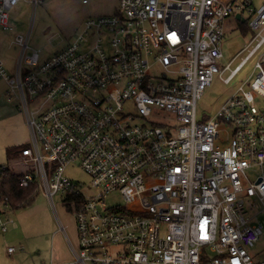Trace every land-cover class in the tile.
<instances>
[{
    "label": "built area",
    "instance_id": "built-area-1",
    "mask_svg": "<svg viewBox=\"0 0 264 264\" xmlns=\"http://www.w3.org/2000/svg\"><path fill=\"white\" fill-rule=\"evenodd\" d=\"M20 1L0 0V34ZM238 13L254 34L232 69L219 61ZM82 27L44 59L31 30L17 34L12 73L0 57L31 132L18 183H37L53 205L60 193L76 220L72 258L51 264H264L250 251L264 233V0H119ZM254 58L251 76L199 120L215 74L230 70V82ZM76 164L88 185L66 175ZM114 194L122 201L109 204ZM0 204L4 233L14 206L1 191Z\"/></svg>",
    "mask_w": 264,
    "mask_h": 264
},
{
    "label": "rangeland",
    "instance_id": "rangeland-1",
    "mask_svg": "<svg viewBox=\"0 0 264 264\" xmlns=\"http://www.w3.org/2000/svg\"><path fill=\"white\" fill-rule=\"evenodd\" d=\"M262 1L256 0V4L260 5ZM85 11L82 0H38L36 4L29 0H21L11 10L12 29L4 30L0 34V57L7 64L9 72H13L20 53L19 47L11 44L17 34H27L31 30L29 45L31 49L39 51L40 59H44L64 47L68 39H73L83 29V22L93 17L87 15V18L81 19ZM245 16L248 18L247 14ZM80 19L83 21L79 26ZM225 27L223 57L219 63L222 66L231 62L230 66L234 69L246 55V51L242 52V50L251 39V32L245 33L235 16L227 20ZM254 63L255 58L249 61L230 82L222 80V76L226 78L230 70H226L222 76L215 74L212 83L198 101L199 120L219 110L237 88L251 76ZM10 91L11 88L6 81L0 79V171L5 164L9 163V151L31 142V132L26 113L21 109L20 98L11 92L13 96L9 99ZM30 106L32 108L34 105ZM126 109L132 113L136 112L133 105L127 106ZM19 114L25 123L24 126L20 124ZM13 169L21 172L23 166ZM255 170L248 171L252 180L258 174ZM65 173L81 184L88 185L90 182L89 176L78 164L69 166ZM63 200L64 198L58 193L54 196L55 204L53 205L40 188L31 204L9 211L8 217L12 221L9 223L8 230L0 233V264H51L64 261H52V259L54 254L71 252L67 235L74 245H77L78 232L74 213L67 208ZM120 201H122L120 196L115 194L107 198L109 204ZM0 208L2 209L1 204ZM3 216L6 217L5 214ZM259 219L264 221V214H259ZM61 224L65 225L66 232L62 230ZM59 240H61L60 245ZM263 244L264 233L250 248L251 253L259 254L264 248ZM11 246L15 248L13 252L8 251V247ZM260 254L264 256V251Z\"/></svg>",
    "mask_w": 264,
    "mask_h": 264
},
{
    "label": "trees",
    "instance_id": "trees-1",
    "mask_svg": "<svg viewBox=\"0 0 264 264\" xmlns=\"http://www.w3.org/2000/svg\"><path fill=\"white\" fill-rule=\"evenodd\" d=\"M237 21L245 33H248L249 31L251 32L252 37L254 32L248 26V20L242 21L237 19ZM20 175V173L8 165H5L0 173V191L3 197H9L14 209L17 208L15 207V203L18 201H22L24 203L23 206L31 204L39 192V187L35 182L30 184L28 187H21L18 183Z\"/></svg>",
    "mask_w": 264,
    "mask_h": 264
},
{
    "label": "crops",
    "instance_id": "crops-1",
    "mask_svg": "<svg viewBox=\"0 0 264 264\" xmlns=\"http://www.w3.org/2000/svg\"><path fill=\"white\" fill-rule=\"evenodd\" d=\"M82 4H83L84 8H86V11L84 12V14L81 15V17H82L81 19L84 20L85 18H87V15L100 16V15H110V14L115 13L117 10L119 1L118 0H90L88 3L82 2ZM81 19H80L79 26L81 25V22L83 21V20L81 21ZM68 41H69V39H68ZM19 119H20V124L24 126L25 123H24L22 117L20 116V114H19ZM19 149L20 148H15V149H12L11 151L8 152V160H9L8 166L11 167L12 169L14 167L23 166V170H25L26 166L21 161L18 160ZM5 165H7V164H5ZM260 209H261V206H260ZM260 214H264V212L262 211ZM260 221L264 225V221H262V220H260ZM60 243H61V240H59V245H60ZM263 251H264V248L262 250H260L259 254L254 255V257L258 260H264V256H262L263 254H260ZM52 252L54 253V250H52ZM53 258L54 259H52V261H54V260L68 261L72 258V252H69L67 254H65V253H59L58 254L57 253V254H54Z\"/></svg>",
    "mask_w": 264,
    "mask_h": 264
},
{
    "label": "water",
    "instance_id": "water-1",
    "mask_svg": "<svg viewBox=\"0 0 264 264\" xmlns=\"http://www.w3.org/2000/svg\"><path fill=\"white\" fill-rule=\"evenodd\" d=\"M241 16H240V14L238 13L237 15H236V18L237 19H239Z\"/></svg>",
    "mask_w": 264,
    "mask_h": 264
}]
</instances>
